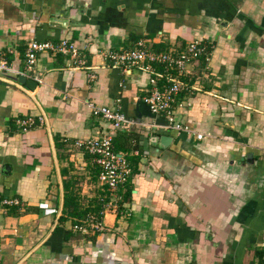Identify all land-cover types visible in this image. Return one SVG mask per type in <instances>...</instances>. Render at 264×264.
I'll use <instances>...</instances> for the list:
<instances>
[{
  "label": "crops",
  "instance_id": "1",
  "mask_svg": "<svg viewBox=\"0 0 264 264\" xmlns=\"http://www.w3.org/2000/svg\"><path fill=\"white\" fill-rule=\"evenodd\" d=\"M62 38L83 64L42 52L25 69L30 40ZM194 38L209 57L180 77L192 91L178 94L175 115L201 139L150 112V72L102 56L138 39L178 52ZM6 46L21 72H0V195L19 203L0 213V264H264V0H0ZM153 69L160 87L176 73ZM88 102L136 124L112 141L132 167L118 207L100 217L102 230L82 232L75 226L110 200L73 144L111 128ZM27 115L36 124L23 132L16 121Z\"/></svg>",
  "mask_w": 264,
  "mask_h": 264
},
{
  "label": "built area",
  "instance_id": "2",
  "mask_svg": "<svg viewBox=\"0 0 264 264\" xmlns=\"http://www.w3.org/2000/svg\"><path fill=\"white\" fill-rule=\"evenodd\" d=\"M12 48L6 46L0 47V72L18 74L21 71L14 69L8 62L6 52H10ZM52 52L68 54L78 64H83V59L80 57V48L75 41L68 38H62L57 42L30 40L26 46L25 52V69L31 71L36 63L39 53ZM207 44L198 38L191 39L181 51L156 52L147 47L144 39H138L132 48L120 50H106L102 52L104 59L108 60L115 67H130L136 66L142 70L150 72L149 83L151 89L142 97L143 102L147 105L150 112L155 115L161 114L166 120L167 129L176 131H185L193 133L197 139H201L203 133L194 131L188 124L181 123L176 119L175 109L182 106L177 96L181 91H192V88L187 87V84L181 80V76L188 74L189 66L199 57H209ZM154 64H163L167 70H174L175 76H163L164 84L159 86V81L162 75L155 73ZM91 77H94L92 75ZM90 111L95 116H101L111 123V128L107 132H100L95 136L86 138H77L74 145L77 148L85 151L89 156L91 163L97 167V179L100 186L105 187L110 200L105 202L103 209L97 214H88L82 224L75 226L82 232H87L88 229L100 231L103 229L101 216L105 210H116L118 207L119 195L117 189L124 187L132 174V167L127 159V153L116 151L113 148V137L118 132H128L136 121L118 108H111L107 105H97L93 102H88ZM42 116L38 117V122L42 123ZM18 128L25 132L35 126L36 119L32 115L18 118ZM146 127L156 128L158 125L153 122H147ZM132 154H138V150L131 151ZM19 203L18 198L14 196L0 195V213L6 207ZM45 214L56 212L55 208L48 207L43 203L40 205Z\"/></svg>",
  "mask_w": 264,
  "mask_h": 264
},
{
  "label": "water",
  "instance_id": "3",
  "mask_svg": "<svg viewBox=\"0 0 264 264\" xmlns=\"http://www.w3.org/2000/svg\"><path fill=\"white\" fill-rule=\"evenodd\" d=\"M23 80H21V82H22ZM155 138H156V136H154ZM159 140H160V143L162 144V145H164L165 143H167L168 142V140H169V137L168 136H160L159 137Z\"/></svg>",
  "mask_w": 264,
  "mask_h": 264
},
{
  "label": "trees",
  "instance_id": "4",
  "mask_svg": "<svg viewBox=\"0 0 264 264\" xmlns=\"http://www.w3.org/2000/svg\"><path fill=\"white\" fill-rule=\"evenodd\" d=\"M93 167L95 168V170H96V173H97V167H95V165H93ZM65 189V188H64ZM65 199H66V197H65V193H64V202H65ZM95 209L94 210H96V211H98V209L100 208L99 206H97V205H95V207H94Z\"/></svg>",
  "mask_w": 264,
  "mask_h": 264
}]
</instances>
